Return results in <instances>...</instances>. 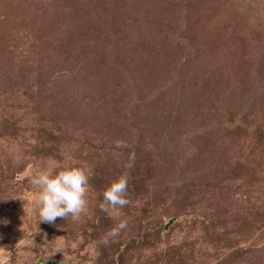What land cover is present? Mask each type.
Wrapping results in <instances>:
<instances>
[{"label": "rangeland", "instance_id": "obj_1", "mask_svg": "<svg viewBox=\"0 0 264 264\" xmlns=\"http://www.w3.org/2000/svg\"><path fill=\"white\" fill-rule=\"evenodd\" d=\"M67 161L88 207L39 223ZM0 199V264H264V0H0Z\"/></svg>", "mask_w": 264, "mask_h": 264}, {"label": "clouds", "instance_id": "obj_2", "mask_svg": "<svg viewBox=\"0 0 264 264\" xmlns=\"http://www.w3.org/2000/svg\"><path fill=\"white\" fill-rule=\"evenodd\" d=\"M89 181L88 168L74 161L49 165L36 171L30 178V183L35 190L32 204L39 223L55 224L57 218L78 221L89 204ZM128 188L129 176L127 172H123L102 192L99 209L115 221L114 226L101 239V243L105 245L128 226L127 219L120 215L121 210L130 204ZM16 197L18 196L11 198ZM9 222L6 218L0 219V224L7 225Z\"/></svg>", "mask_w": 264, "mask_h": 264}, {"label": "water", "instance_id": "obj_3", "mask_svg": "<svg viewBox=\"0 0 264 264\" xmlns=\"http://www.w3.org/2000/svg\"><path fill=\"white\" fill-rule=\"evenodd\" d=\"M47 264H50V263H47ZM52 264V263H51Z\"/></svg>", "mask_w": 264, "mask_h": 264}]
</instances>
